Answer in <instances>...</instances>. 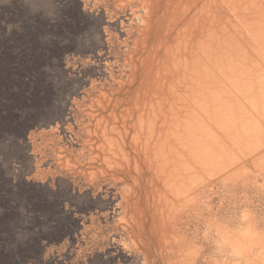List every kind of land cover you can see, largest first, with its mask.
I'll list each match as a JSON object with an SVG mask.
<instances>
[{
    "label": "bare ground",
    "instance_id": "bare-ground-1",
    "mask_svg": "<svg viewBox=\"0 0 264 264\" xmlns=\"http://www.w3.org/2000/svg\"><path fill=\"white\" fill-rule=\"evenodd\" d=\"M78 6L94 24L65 52L89 66L65 74L45 162L85 190L75 259L264 264V0Z\"/></svg>",
    "mask_w": 264,
    "mask_h": 264
},
{
    "label": "rangeland",
    "instance_id": "rangeland-1",
    "mask_svg": "<svg viewBox=\"0 0 264 264\" xmlns=\"http://www.w3.org/2000/svg\"><path fill=\"white\" fill-rule=\"evenodd\" d=\"M78 4L0 0V264H94V252L76 260L64 241L85 190L70 194L45 163L62 135L65 74L89 66L87 52H65L94 24Z\"/></svg>",
    "mask_w": 264,
    "mask_h": 264
}]
</instances>
